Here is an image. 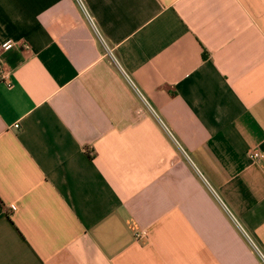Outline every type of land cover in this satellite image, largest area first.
<instances>
[{"label": "crops", "instance_id": "obj_1", "mask_svg": "<svg viewBox=\"0 0 264 264\" xmlns=\"http://www.w3.org/2000/svg\"><path fill=\"white\" fill-rule=\"evenodd\" d=\"M0 264H264V0H0Z\"/></svg>", "mask_w": 264, "mask_h": 264}, {"label": "built area", "instance_id": "obj_2", "mask_svg": "<svg viewBox=\"0 0 264 264\" xmlns=\"http://www.w3.org/2000/svg\"><path fill=\"white\" fill-rule=\"evenodd\" d=\"M14 43H8L7 45H5V48H9V47H12ZM17 128L19 127V125L16 126ZM250 158L253 160V161H259V160H262L263 156L261 153L259 152H253L251 153L250 155ZM147 232L146 231H142L140 233H138L136 235V238L140 241L142 239H144L145 237H147Z\"/></svg>", "mask_w": 264, "mask_h": 264}]
</instances>
